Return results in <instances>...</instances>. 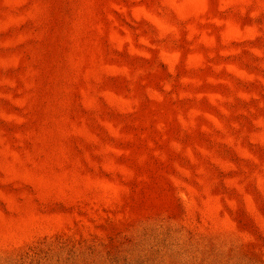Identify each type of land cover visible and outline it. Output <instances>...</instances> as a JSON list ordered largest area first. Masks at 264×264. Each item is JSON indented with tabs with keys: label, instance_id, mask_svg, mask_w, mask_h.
Wrapping results in <instances>:
<instances>
[{
	"label": "rangeland",
	"instance_id": "obj_1",
	"mask_svg": "<svg viewBox=\"0 0 264 264\" xmlns=\"http://www.w3.org/2000/svg\"><path fill=\"white\" fill-rule=\"evenodd\" d=\"M0 264H264V0H0Z\"/></svg>",
	"mask_w": 264,
	"mask_h": 264
}]
</instances>
